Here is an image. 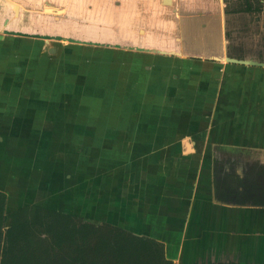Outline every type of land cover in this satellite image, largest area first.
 Returning a JSON list of instances; mask_svg holds the SVG:
<instances>
[{
  "label": "crops",
  "instance_id": "0c3cea01",
  "mask_svg": "<svg viewBox=\"0 0 264 264\" xmlns=\"http://www.w3.org/2000/svg\"><path fill=\"white\" fill-rule=\"evenodd\" d=\"M23 14L0 0L5 215L35 205L107 222L161 242L173 264H264V66L179 43L45 54V39L11 32ZM82 145L84 189L64 160Z\"/></svg>",
  "mask_w": 264,
  "mask_h": 264
},
{
  "label": "rangeland",
  "instance_id": "374dc122",
  "mask_svg": "<svg viewBox=\"0 0 264 264\" xmlns=\"http://www.w3.org/2000/svg\"><path fill=\"white\" fill-rule=\"evenodd\" d=\"M23 2L24 14L18 20L28 32L46 33L50 28L61 31L106 33L130 38H142L147 35L151 40H159L163 37L169 43L183 45L184 53L187 54L205 49H225L232 60L264 66V0H172L170 3H164L162 0H85L87 4H96L93 12L96 8L99 12L103 5L105 11L110 13L107 16L64 10V0H23ZM117 3L128 6L125 8L122 5L121 8ZM189 4L195 5V17L189 19L187 26L184 17ZM47 6L53 7L55 11H47ZM123 7L125 17H122L123 14L122 16L117 14L123 13ZM145 9L165 11L167 20L161 23L147 22L149 20L141 15ZM41 41L45 42V54L67 53L68 56L79 55L84 59H95L103 55L117 58L134 55L135 53L132 52H136L85 45L92 47L90 49L82 44L66 45L69 42L63 43L62 40L51 39L48 43L45 40ZM53 70H58L57 66ZM96 144L99 143H94L95 146ZM82 147L78 151V157H68L64 160L68 171L79 170L80 173L72 174L71 181L74 183L79 179L84 189L90 177L84 172L89 165L87 161L90 157H86L85 145ZM74 155H77V152ZM96 157L97 154L94 158ZM98 185L100 186L99 183ZM76 217L77 220L93 222L82 215ZM93 223L101 224V222Z\"/></svg>",
  "mask_w": 264,
  "mask_h": 264
},
{
  "label": "trees",
  "instance_id": "16d2710c",
  "mask_svg": "<svg viewBox=\"0 0 264 264\" xmlns=\"http://www.w3.org/2000/svg\"><path fill=\"white\" fill-rule=\"evenodd\" d=\"M4 206L0 191V264H172L161 242L117 225L35 205L5 215Z\"/></svg>",
  "mask_w": 264,
  "mask_h": 264
},
{
  "label": "bare ground",
  "instance_id": "6f19581e",
  "mask_svg": "<svg viewBox=\"0 0 264 264\" xmlns=\"http://www.w3.org/2000/svg\"><path fill=\"white\" fill-rule=\"evenodd\" d=\"M162 1L164 3H170V2H165L164 0ZM117 5L118 7H121L122 5H124L125 8L128 6V5L120 4V3H117ZM95 6L96 4L94 5L87 4L85 0H64L63 2V9L67 11L83 12V13H88V14L102 15V16H107L110 14L105 11V8L103 5L101 7L102 9H100L99 12L96 10L97 8L93 12ZM129 6L132 7L131 5ZM125 8L123 9V13H117V14L121 16L123 14L122 17H125V12H124ZM83 10H86V11H83ZM49 12H52V11H49ZM185 13H186L184 17L185 24L189 26V19L195 17V5L187 6ZM147 22H150V21H147ZM46 33L49 35V38L45 40L46 43L50 42L51 39H53L57 41L62 40V42H69V43L71 42L74 44L91 45V46L107 47V48L109 47L110 48H121V49L132 50V51L155 52V53H161V54L179 53L180 51V47L177 44L169 43L163 37L159 40H151L147 35H144L142 38H130V37H123L120 35H116V36L109 35L106 33H95V32H89V31L81 32V31H76V30L61 31V30L50 29V28L46 30ZM202 52L204 54L212 55L204 51ZM60 203H64V202L60 201Z\"/></svg>",
  "mask_w": 264,
  "mask_h": 264
},
{
  "label": "water",
  "instance_id": "95a60500",
  "mask_svg": "<svg viewBox=\"0 0 264 264\" xmlns=\"http://www.w3.org/2000/svg\"><path fill=\"white\" fill-rule=\"evenodd\" d=\"M15 9H17V7H15ZM141 15L143 16L144 19L149 20V21H156V22L161 23L167 20V12L160 11V10L145 9ZM11 32L12 33H22V34L29 35L32 37H40L45 40L49 38V35L47 33H33V32H28V31L22 32V31H15V30H12Z\"/></svg>",
  "mask_w": 264,
  "mask_h": 264
},
{
  "label": "flooded vegetation",
  "instance_id": "af4514ba",
  "mask_svg": "<svg viewBox=\"0 0 264 264\" xmlns=\"http://www.w3.org/2000/svg\"><path fill=\"white\" fill-rule=\"evenodd\" d=\"M165 2H171V0H164ZM190 6V5H189ZM187 8V7H186ZM248 8V7H247ZM46 10H48V11H55V9L53 8V7H46ZM247 10V9H246ZM219 55V54H218Z\"/></svg>",
  "mask_w": 264,
  "mask_h": 264
}]
</instances>
